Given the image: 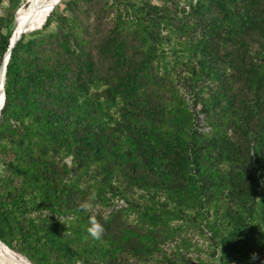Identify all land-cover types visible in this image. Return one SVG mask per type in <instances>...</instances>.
<instances>
[{"label": "trees", "instance_id": "16d2710c", "mask_svg": "<svg viewBox=\"0 0 264 264\" xmlns=\"http://www.w3.org/2000/svg\"><path fill=\"white\" fill-rule=\"evenodd\" d=\"M25 2L0 0V67ZM5 91L0 239L16 252L264 264V0H62L12 48ZM195 232L212 260L190 255Z\"/></svg>", "mask_w": 264, "mask_h": 264}, {"label": "bare ground", "instance_id": "6f19581e", "mask_svg": "<svg viewBox=\"0 0 264 264\" xmlns=\"http://www.w3.org/2000/svg\"><path fill=\"white\" fill-rule=\"evenodd\" d=\"M55 0H33L31 4L19 10L16 30L14 31L17 38L21 30L28 32L29 27L35 26L34 30L40 29L47 21L49 14L53 11L50 9ZM3 86H4V71L0 75V110L3 103ZM26 259L23 260L20 256ZM32 264L22 254L12 251L8 246L0 242V264Z\"/></svg>", "mask_w": 264, "mask_h": 264}, {"label": "water", "instance_id": "95a60500", "mask_svg": "<svg viewBox=\"0 0 264 264\" xmlns=\"http://www.w3.org/2000/svg\"><path fill=\"white\" fill-rule=\"evenodd\" d=\"M62 0H55L54 3L50 6L51 8L50 9H54ZM21 8V7H20ZM19 8V9H20ZM19 9L16 13V26L19 25V21H18V12H19ZM43 27V26H42ZM41 27V28H42ZM36 27L33 26V27H29L28 29V32H25V30H21L20 33L18 34L17 38L14 37L15 36V33L13 32L11 38H10V45H9V48L4 56V59H3V63L0 67V75L1 73L4 71V86H3V103H2V106H1V110L2 108L4 107V104H5V100H6V91H5V83H6V72H7V64L9 62V59H10V55H11V52H12V48L14 47V45L17 43V41L22 37V35L24 33H29V32H32L34 31ZM40 28V29H41ZM1 110H0V116H1ZM0 242L6 246H8L4 241H2L0 239ZM9 247V246H8ZM12 251L16 252L14 249H12L11 247H9ZM18 253V252H16ZM19 254H22V253H19ZM23 256H25L24 254H22ZM32 264H34L27 256H25Z\"/></svg>", "mask_w": 264, "mask_h": 264}, {"label": "rangeland", "instance_id": "374dc122", "mask_svg": "<svg viewBox=\"0 0 264 264\" xmlns=\"http://www.w3.org/2000/svg\"><path fill=\"white\" fill-rule=\"evenodd\" d=\"M33 0H26V2L24 4L21 5V8L19 10H21L23 7L28 6L29 4H31ZM4 5H7V3L5 2ZM17 26L15 27L16 30ZM14 30V31H15ZM30 33V32H29ZM200 117L202 118V115H200ZM124 204V203H123ZM194 233V232H193ZM194 243H197V248H195L190 255L195 256L197 254H200L203 260H207L210 261L212 260V248L209 244V240L208 238L204 235H199V233L195 232V240H193ZM18 255V254H17ZM20 256V255H18ZM23 260L26 261V259L22 256H20ZM29 263V262H27ZM30 264V263H29Z\"/></svg>", "mask_w": 264, "mask_h": 264}, {"label": "clouds", "instance_id": "9594fccd", "mask_svg": "<svg viewBox=\"0 0 264 264\" xmlns=\"http://www.w3.org/2000/svg\"><path fill=\"white\" fill-rule=\"evenodd\" d=\"M79 207L81 210L87 212V211H90V209L92 208V204L89 203L88 201H85L81 203ZM88 223H89V226L87 228V233L89 234V236H91L93 240L102 239L106 231L104 224L99 219H97L95 215L89 216ZM77 264H82V262L77 261Z\"/></svg>", "mask_w": 264, "mask_h": 264}, {"label": "built area", "instance_id": "2783aa9c", "mask_svg": "<svg viewBox=\"0 0 264 264\" xmlns=\"http://www.w3.org/2000/svg\"><path fill=\"white\" fill-rule=\"evenodd\" d=\"M117 202H119L120 205H122V204L124 203L123 200H119V201H117Z\"/></svg>", "mask_w": 264, "mask_h": 264}]
</instances>
